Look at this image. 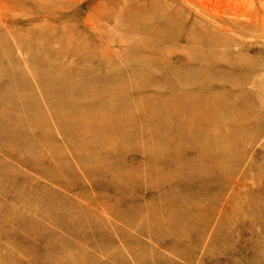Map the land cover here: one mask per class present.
I'll use <instances>...</instances> for the list:
<instances>
[{
    "label": "rangeland",
    "instance_id": "1",
    "mask_svg": "<svg viewBox=\"0 0 264 264\" xmlns=\"http://www.w3.org/2000/svg\"><path fill=\"white\" fill-rule=\"evenodd\" d=\"M191 56L229 133L178 130ZM0 264H264V0H0Z\"/></svg>",
    "mask_w": 264,
    "mask_h": 264
},
{
    "label": "bare ground",
    "instance_id": "2",
    "mask_svg": "<svg viewBox=\"0 0 264 264\" xmlns=\"http://www.w3.org/2000/svg\"><path fill=\"white\" fill-rule=\"evenodd\" d=\"M151 22L153 24H156V25H159V23H160V22H158V20H154V19L151 20ZM68 38L70 39L71 36ZM137 53L142 54L144 52L142 50L141 51H134V56ZM207 56H209V55H207ZM195 59H200L203 62V64L199 66L200 69L197 71L195 70L196 69L195 68L196 63L194 62ZM206 60H208L209 62ZM212 60H213V58H194L193 56H191L187 59L186 63L181 65V67H172V68L169 67V69H168L169 70L168 73L173 74L174 76H177V78H176L177 80L175 82H173L174 86H176V88L181 89V88H196V87H198V90H199V92L193 94V97H187L184 95L178 96V99L183 101L185 104L191 105L192 108L195 109V113L193 114L192 120L189 123L181 121V120L178 122L179 123L178 130L183 132V133L186 132L184 134H187L189 136H193V135L198 134L200 132L205 133V134H210L211 130H213L215 128L212 124H209L206 122L207 112H210L212 118H215V117L219 118L220 122H221L220 126L221 127L223 126V128L225 130H227L228 133L231 130H233V127L231 126V122H229L228 119H226V117H227V114L231 112V109L234 110V108H233V106H231L227 103L225 105L226 101H223L222 95H215L216 90L212 88V83L216 82V83L220 84L222 87L227 82L233 83V81H235V80H233L231 75L218 74L219 72H217L215 70L214 64H212V62H214V61H212ZM162 83H163V86H165V82L163 81ZM200 88H201V90H200ZM148 99H149L148 101H150V104L148 107L150 108L153 106V104L155 105L156 102H155V100H152V98H150V97ZM170 100L168 99V101H170ZM165 102L168 103L167 101H165ZM220 105H225L224 112L217 109L218 106H220ZM164 109L163 110L162 109L157 110L158 113L156 115L153 114L154 111L151 109V115H149V118L150 117L151 118L159 117L160 119L163 118V120L166 119L170 115L165 114ZM105 111L106 110H104V112ZM104 112H103V114H104ZM110 112H112V111H109V110L106 111L107 114H110ZM90 124L92 125V127H95L92 122H90ZM163 127L166 128V130L168 128V127H165L164 125H163ZM101 128L102 127H99V129H101ZM238 137H239V135L236 137H232V138H234L235 140H239L240 137L239 138ZM230 138H231L230 135L224 136V137L205 135V137H203V139L206 140L207 142H211V141L213 143L214 142L215 143L221 142L226 148L227 147L232 148L233 144H232ZM224 146H222V147H224ZM221 149L222 148L220 146V151H221ZM213 157L214 156L212 155L211 160L213 159ZM183 159H185V160H182V162H180L181 166L185 165L186 162L189 161L186 158H183ZM197 162L200 163L203 161L201 159H199L196 161V163ZM181 163H183V164H181ZM196 167L198 169H201V168H203V164L200 163ZM215 167L221 169L220 162ZM204 169H207V167H205ZM151 171L153 173L154 179L156 180L155 184L161 182L162 180H166L167 178L169 179L174 174L168 170H158L157 165H155L153 167V169H151ZM197 171L198 170L196 168L189 169L188 171L185 172L186 178L189 179L194 174L197 175V173H196ZM187 174H189V176ZM204 183L207 184L208 182H204ZM17 198L23 199V197L20 193L17 194ZM157 226H160L158 222H157V224L152 225V227L155 228V231L157 230L156 233H152V236L154 237V239L156 241L161 242L162 240H165V235L171 236V232H167V231L163 232V229L162 230L158 229ZM157 232H161V233H157Z\"/></svg>",
    "mask_w": 264,
    "mask_h": 264
}]
</instances>
